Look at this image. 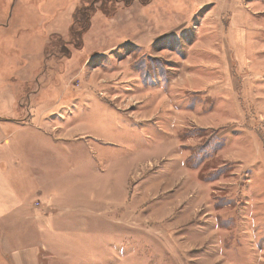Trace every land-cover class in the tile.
<instances>
[{
  "label": "rangeland",
  "instance_id": "obj_1",
  "mask_svg": "<svg viewBox=\"0 0 264 264\" xmlns=\"http://www.w3.org/2000/svg\"><path fill=\"white\" fill-rule=\"evenodd\" d=\"M0 164L32 264H264V0L17 1Z\"/></svg>",
  "mask_w": 264,
  "mask_h": 264
},
{
  "label": "crops",
  "instance_id": "obj_2",
  "mask_svg": "<svg viewBox=\"0 0 264 264\" xmlns=\"http://www.w3.org/2000/svg\"><path fill=\"white\" fill-rule=\"evenodd\" d=\"M7 1L9 6L10 0ZM17 1L19 0H12L11 7L1 6L0 14L8 13ZM4 174L5 171L0 164V264H32L33 258L28 255L31 246L27 247L23 246L22 242H15L14 237L27 238L23 236L25 231H22L21 223L29 219L27 225L34 231L39 212L20 198L9 184L4 183ZM60 215L65 216L64 213Z\"/></svg>",
  "mask_w": 264,
  "mask_h": 264
},
{
  "label": "trees",
  "instance_id": "obj_3",
  "mask_svg": "<svg viewBox=\"0 0 264 264\" xmlns=\"http://www.w3.org/2000/svg\"><path fill=\"white\" fill-rule=\"evenodd\" d=\"M132 1V0H131ZM141 4H147L149 3V0H138Z\"/></svg>",
  "mask_w": 264,
  "mask_h": 264
},
{
  "label": "bare ground",
  "instance_id": "obj_4",
  "mask_svg": "<svg viewBox=\"0 0 264 264\" xmlns=\"http://www.w3.org/2000/svg\"><path fill=\"white\" fill-rule=\"evenodd\" d=\"M164 19V18H163Z\"/></svg>",
  "mask_w": 264,
  "mask_h": 264
}]
</instances>
